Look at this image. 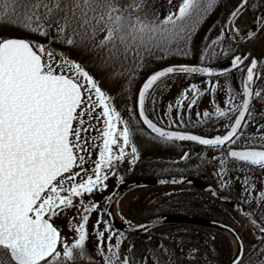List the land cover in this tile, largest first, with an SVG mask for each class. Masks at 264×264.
Instances as JSON below:
<instances>
[{
  "label": "rangeland",
  "instance_id": "1",
  "mask_svg": "<svg viewBox=\"0 0 264 264\" xmlns=\"http://www.w3.org/2000/svg\"><path fill=\"white\" fill-rule=\"evenodd\" d=\"M223 2L0 0V44L9 39L30 43L42 57L45 71L65 72L82 87L84 98L75 122L80 120V113H86L88 122L101 129L97 140L99 150H104V166L108 167L110 162L115 166L109 171L106 186L113 188L129 174L136 160L146 158L152 161L158 151L170 153L169 147L148 136L136 119V96L146 77L164 65L210 68L212 64L223 63L232 57L231 47L223 39ZM231 29L240 35L235 26ZM249 48L257 54L262 52L264 35L262 38L260 35ZM164 83L166 88L162 92L166 110L163 119L167 124L185 123V128L192 129L213 121L207 117V110L215 112L212 117L222 122L226 108L221 79L175 77ZM157 93L151 95L152 99ZM157 104L155 99L154 105ZM154 117L158 119L155 114ZM255 139L260 140L251 139L249 144L264 147V138ZM97 161L96 156L78 160L76 169L63 177L60 185L70 188L102 185L91 175L98 170ZM229 170L240 171L235 179L244 174L259 177V192L264 190V168L257 171L245 167L237 169L226 158L218 157L211 160L204 172L211 186L218 188L220 182L228 178ZM161 173H151V177L157 178L163 175ZM163 173L168 175L166 171ZM137 193L134 191L125 197L123 209ZM191 195L209 201L200 191L193 190ZM66 213L60 208L51 214V219L62 232L70 231L72 223L76 225L72 221L75 218H67ZM237 226L238 232L247 230L241 223ZM77 231L70 247L66 248L69 255L80 251L79 239L84 230L80 227ZM64 244L62 242L60 252ZM233 245L237 256L239 247L234 239ZM173 247L172 250L176 248ZM8 255L6 250L0 249V264H8ZM158 260L160 264H169L170 257L162 251L159 256L156 254L155 261ZM242 264H264V239Z\"/></svg>",
  "mask_w": 264,
  "mask_h": 264
},
{
  "label": "water",
  "instance_id": "2",
  "mask_svg": "<svg viewBox=\"0 0 264 264\" xmlns=\"http://www.w3.org/2000/svg\"><path fill=\"white\" fill-rule=\"evenodd\" d=\"M247 3L248 0H241L225 21V35L233 44L246 45L252 41L264 19L263 10L244 38L234 37L230 31L231 23ZM256 64L254 59L248 70L249 81ZM187 71L186 68L177 72L172 68L165 69L153 73L143 83L137 97L140 122L157 137H165L169 141H196L206 146L228 143L249 109L251 96L248 87L243 110L224 138L211 140L190 133L167 131L147 117L145 99L151 87L161 79ZM212 75L213 69L203 70L204 77ZM82 99V89L76 82L64 75L44 73L42 58L28 42L12 39L0 45V247L9 251L15 264H40L49 259L58 247L59 233L48 221L33 220L31 211L57 179L75 169L77 159L71 146V130ZM230 157L256 166L264 165V151H231ZM143 186H180L205 191L242 216L258 237H264V226L250 211L196 179L126 181L113 194L109 205L128 189ZM111 222L118 230L132 235L165 225L215 229L229 234L238 244L239 252L230 264H241L244 258L245 247L240 235L232 227L218 222L183 216H162L133 227L123 226L115 220Z\"/></svg>",
  "mask_w": 264,
  "mask_h": 264
},
{
  "label": "flooded vegetation",
  "instance_id": "3",
  "mask_svg": "<svg viewBox=\"0 0 264 264\" xmlns=\"http://www.w3.org/2000/svg\"><path fill=\"white\" fill-rule=\"evenodd\" d=\"M260 7L261 5L258 3V0H248L242 18H245L248 13L250 15L256 13L254 19L251 21L250 28L257 16L264 10V7L261 9ZM263 29L264 27L259 29L253 41L246 45H237L231 43L227 39L223 28V39L228 46L231 47L232 57L223 63L212 64V66L210 65L211 68L215 69V74L210 78L221 79L223 81V89L225 90L223 104L226 111L223 113L222 122H217V119L219 118H215L216 121L214 117H212L213 115L215 116L216 113L209 110L206 111V115L213 121L201 123L192 129L185 128V123L176 126L173 124V126H170L165 122L163 115H165L166 108L164 106L165 95L163 92L165 91L166 84L164 82H166L167 79L179 77L181 75H174L157 81L151 87L146 96L145 112L148 118L158 127L168 131L191 133L212 140L215 137L224 138L227 133L231 131L238 116L243 110L245 90L246 87H248L251 96L249 109L237 133L226 144L206 146L196 141H169L165 139V137H157L141 124L135 109L136 119L139 123L138 125L148 136L168 146L170 153L166 154L163 153V151H158V154L154 155V160L152 161L146 160V158L136 160L131 166L129 174L123 176L120 182L112 188L106 186L107 183H109V181H107V176L111 173H109L111 168L115 166H112L113 162H110L108 167L104 166V163H106L103 159L104 156L102 158L104 150H99L100 148L97 140V137L100 136L101 129H99L96 124L88 122L89 118H87L88 115L86 113H80L78 115L80 120L78 123L74 122L71 131V144L77 156V160L82 158H92L94 156L97 157V162H99L97 164L98 170L91 172V175H93L92 177H95L97 182H100L102 185L97 187L70 188L60 185L64 181V178H61L57 180L46 193H44L39 203L32 210L31 216L34 219L41 218L49 220L59 231L60 242L56 253L50 259L41 264H160L159 260L155 261L156 254L159 256L160 252H164V250L163 246L154 243L156 238L154 234H127L115 228L111 222V220L115 219V214L124 221L132 223V219L124 214V211L126 212L128 207L126 205L123 209V200L127 195L137 191L138 193L133 199L136 200L140 191L144 192L143 188L128 190L113 204L109 205L111 197L121 184L130 180L152 178L151 173L159 171L160 173L162 172L161 175H163L158 176L157 178L190 176L191 178H196L204 183L210 184L204 171L210 165L211 160H217L218 157L226 158L228 162L235 164L237 169L245 167L257 171L264 168V165L256 166L230 157L231 151H264V147H257L256 145L253 146L249 144L251 139L257 140L255 138H264V59L260 57V53L257 54V52H253V50L249 48L254 40H257L260 35L262 38ZM254 59L257 60V64L253 71V77L249 81L248 70L253 64ZM186 66L193 70L196 67H200L193 65ZM169 67L176 69L181 66L164 65L162 68L155 70L151 74ZM151 74H149V76ZM202 75L203 72L198 75V73L192 71L190 74L181 77L191 79L205 78ZM149 76L146 77V80ZM155 91H158V96L154 95L152 99L151 95L155 93ZM155 99H157V106L154 105ZM256 104L257 106H254ZM170 108L173 109V107ZM154 114L158 116V119L154 117ZM191 120L195 121L194 119ZM259 140L260 139L255 142H258ZM163 171H166L168 175L163 173ZM171 172L175 174L171 175ZM187 172L190 175H183L184 173L188 174ZM228 172V178L221 181L216 189L221 194L251 211L258 221L264 224V190L259 192V187L257 186L260 180L259 177L250 175L246 176L244 174L241 178L235 179V175H238L240 171L236 172L235 170H229ZM84 173L86 174V172H83V175ZM200 192L209 198V201L204 198L201 200L198 199L200 202L199 204H202L201 206H203L205 202H210L223 213L222 215L226 222H215L232 226L236 229L238 223L245 226L248 225L239 214L206 192ZM158 194L166 195L167 193L158 192ZM147 199L148 198H146V200ZM60 208H63V210L65 209L67 212V218H78L77 222H75V219L72 220L76 225H73L72 223L70 231H67L68 234H65L66 231L62 232L59 230V227L51 219L52 211ZM197 218L201 217L197 216ZM80 227L84 230V235H81L79 239L78 246H80V251L69 255L65 252L66 248L70 247L76 232H78L77 228ZM239 233L242 237L247 236V234L244 236L242 232ZM248 236H250V238H255L254 234H248ZM62 242L65 244L62 252H60ZM7 261L8 264H14L10 256Z\"/></svg>",
  "mask_w": 264,
  "mask_h": 264
},
{
  "label": "trees",
  "instance_id": "4",
  "mask_svg": "<svg viewBox=\"0 0 264 264\" xmlns=\"http://www.w3.org/2000/svg\"><path fill=\"white\" fill-rule=\"evenodd\" d=\"M223 3L225 18L238 5L239 0H224ZM258 3L261 5L260 9L264 7V0H258ZM255 14L248 13L245 18L238 17L235 22L237 31L242 34L247 33ZM260 57L264 59V50L260 52ZM143 190L144 192L140 191L136 200L127 204V211H124V214L135 223H143L159 216H198L211 221L226 222L223 213L213 203L205 202L201 206L198 199L191 195L193 190L186 188H143ZM158 192L167 194L159 195ZM237 230L239 231L238 227ZM241 232L244 236L247 234L243 237L244 260H246L254 249L260 247L263 239L250 238L248 234L253 233L248 227ZM152 234L156 236L154 243L165 247L164 253H168L170 257L169 264H230L234 256L232 240L226 234L209 228L168 225L153 230ZM173 246H176L174 250H172Z\"/></svg>",
  "mask_w": 264,
  "mask_h": 264
},
{
  "label": "bare ground",
  "instance_id": "5",
  "mask_svg": "<svg viewBox=\"0 0 264 264\" xmlns=\"http://www.w3.org/2000/svg\"><path fill=\"white\" fill-rule=\"evenodd\" d=\"M231 33H232L233 36H235V37L237 36L236 34H234V33L232 32V30H231ZM114 217H115L116 221H117L119 224H121V225H123V226H131V225H129L127 222H125L123 219L119 218L117 215L114 214Z\"/></svg>",
  "mask_w": 264,
  "mask_h": 264
}]
</instances>
